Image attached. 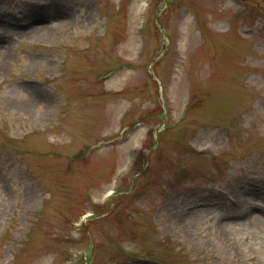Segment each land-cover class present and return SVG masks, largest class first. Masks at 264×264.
<instances>
[{"label": "rangeland", "instance_id": "1", "mask_svg": "<svg viewBox=\"0 0 264 264\" xmlns=\"http://www.w3.org/2000/svg\"><path fill=\"white\" fill-rule=\"evenodd\" d=\"M0 264H264V0H0Z\"/></svg>", "mask_w": 264, "mask_h": 264}, {"label": "bare ground", "instance_id": "2", "mask_svg": "<svg viewBox=\"0 0 264 264\" xmlns=\"http://www.w3.org/2000/svg\"><path fill=\"white\" fill-rule=\"evenodd\" d=\"M33 20H35V18H32ZM16 20V18H15ZM15 20L12 22L14 24ZM27 21L26 20H21L20 22H17V25L18 26H21V25H24ZM29 23V22H28ZM33 101L36 102L38 101L39 104H36V105H33L34 108H38L40 110H43L44 111V108H45V103H46V96L43 95L42 93L40 94H35L34 98H33ZM39 105V106H37ZM41 105V106H40ZM32 107V106H31ZM195 202V203H194ZM194 202H191L193 203L192 205H190L188 207V209L190 211H198V209L200 208H203V207H206V203L204 201H201V200H194ZM239 203V202H238ZM233 204L237 205L235 202H233Z\"/></svg>", "mask_w": 264, "mask_h": 264}]
</instances>
